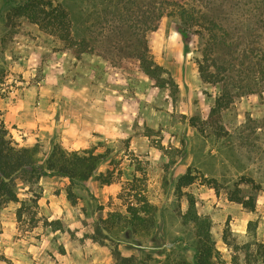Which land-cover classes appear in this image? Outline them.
<instances>
[{
    "label": "rangeland",
    "instance_id": "1",
    "mask_svg": "<svg viewBox=\"0 0 264 264\" xmlns=\"http://www.w3.org/2000/svg\"><path fill=\"white\" fill-rule=\"evenodd\" d=\"M15 1L0 0V121L10 140L36 145L41 162L54 144L90 149L103 155L99 170H111L113 180L77 181L71 204L68 180L43 176L34 204L29 185L16 179L18 201L0 206V264H114V247L138 256L137 238L125 227L108 232L103 219L109 212L125 214L141 196L156 207V222L140 246L164 250L148 264H172L177 256L190 260L193 230L180 218L186 200L175 194L176 179L187 167L196 179L183 190L193 194L196 211L211 219L219 264H246V250L254 254V242L264 240V81H258L262 91L235 95L211 125L221 84L199 77L198 36L180 33L170 16L144 35L132 26L150 14L151 0H54L68 10L74 40L84 42L73 46L24 17L7 20ZM239 32L232 34L242 47L247 36ZM255 35L252 40L264 44V30ZM144 40L162 67V86L139 65ZM81 48L86 51L75 55ZM230 84L248 82L233 76L228 85L236 92ZM203 177L217 180L218 193ZM133 178L135 190L129 189ZM235 186L255 195L254 210L227 198ZM250 220L256 222L253 233L247 231Z\"/></svg>",
    "mask_w": 264,
    "mask_h": 264
},
{
    "label": "trees",
    "instance_id": "2",
    "mask_svg": "<svg viewBox=\"0 0 264 264\" xmlns=\"http://www.w3.org/2000/svg\"><path fill=\"white\" fill-rule=\"evenodd\" d=\"M149 13L146 18L137 19L138 24L134 21L132 25L142 35L147 30H155L163 16H170L175 19L180 33L185 36L195 34L200 39L201 54L196 59L199 77L207 83L221 84L220 93L216 96L210 111L211 125L215 120L220 119L219 112L229 107L235 95L263 90L258 81L259 79L264 81V44L259 38L253 40L252 38L257 36L255 32L258 28L264 30V0H184L183 3L151 0ZM5 17L7 20L12 17H24L40 29L55 34L70 46L77 43L84 44L74 40L69 12L61 3L54 0L15 1L7 9ZM237 30H240L241 35L247 36L245 41H242V47L234 42L232 33ZM141 47L142 49L136 54L141 69L155 80L156 85L162 86L165 82L160 77L162 67L152 59L145 40ZM83 51L86 50L82 48L75 50V55L79 56ZM223 53H226L230 60L224 59L221 56ZM244 58L249 64L247 69L244 68L246 67ZM232 59H239V64ZM233 76L238 77L242 83L247 81L248 84H230L237 89L236 92H232L228 81L230 82ZM38 152L36 145L13 144L7 128L0 121V206L9 201H18L15 190L16 179L29 185L32 192L30 201L34 204L40 195L39 180L43 176L66 178L69 182L65 188L66 199L71 204L76 203L77 200L72 187L77 181L93 178L99 185H105L113 180L111 170H99L105 160L103 155L94 153L90 149L65 150L54 144L42 162L38 158ZM195 179L196 175L191 172L190 167H187L186 171L176 179V197L179 199L184 196L186 200V209L180 214V218L183 224L192 226L194 237L190 244L193 251L191 259L177 256L175 259L171 258L172 264H219L218 250L211 232V219L196 211L193 194L183 190ZM240 179V182L251 185L255 190L259 189V185L254 184L251 178ZM203 181L218 193L219 186L216 179L203 177ZM129 189H136L134 178L129 182ZM227 198L251 211L256 207L255 195L242 194L238 186L229 192ZM103 221L108 232H112L116 227H125L128 233L137 238L135 247L141 252L138 256L123 255L117 247H114L111 249L114 264H148V261H157L154 253L159 255L164 252L158 246L155 248L140 246L141 241H138L149 235L156 222V207L144 197L138 198L137 203L128 204L125 214L109 212L108 217ZM255 223L248 221V232H254ZM97 232L102 237H108L102 233L101 228H98ZM226 235V233L223 235L224 241ZM254 243H256L255 253L248 252V249L245 252L246 264L264 262V240ZM6 262L13 264L9 260ZM233 263L237 264L236 260Z\"/></svg>",
    "mask_w": 264,
    "mask_h": 264
},
{
    "label": "water",
    "instance_id": "3",
    "mask_svg": "<svg viewBox=\"0 0 264 264\" xmlns=\"http://www.w3.org/2000/svg\"><path fill=\"white\" fill-rule=\"evenodd\" d=\"M103 232H104V233H106V230H105V229H103Z\"/></svg>",
    "mask_w": 264,
    "mask_h": 264
}]
</instances>
